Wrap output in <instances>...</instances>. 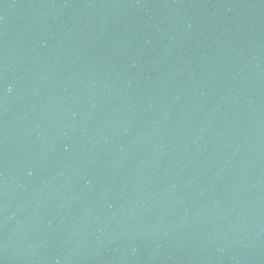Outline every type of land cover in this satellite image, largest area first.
<instances>
[{
  "label": "water",
  "instance_id": "1",
  "mask_svg": "<svg viewBox=\"0 0 264 264\" xmlns=\"http://www.w3.org/2000/svg\"><path fill=\"white\" fill-rule=\"evenodd\" d=\"M0 264H264V0H0Z\"/></svg>",
  "mask_w": 264,
  "mask_h": 264
}]
</instances>
